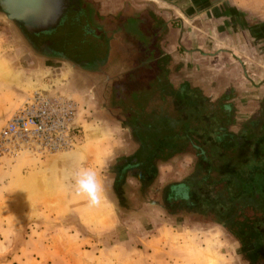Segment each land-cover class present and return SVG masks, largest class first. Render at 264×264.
<instances>
[{
	"label": "rangeland",
	"instance_id": "obj_1",
	"mask_svg": "<svg viewBox=\"0 0 264 264\" xmlns=\"http://www.w3.org/2000/svg\"><path fill=\"white\" fill-rule=\"evenodd\" d=\"M92 1L96 2L59 0L55 25L78 15L90 21L91 29L105 30L108 38L109 26L113 23L105 21L103 24L94 19L95 11L99 12L102 5L98 1L96 7L91 6ZM108 14L107 10L103 11V16ZM23 28L8 19L0 8V70H4L0 71V114H3L0 115V134L7 120L35 92L71 98L78 104V113L74 122V143L63 151L42 153L29 148L13 153L0 150V264H255L250 259V247L241 246L235 236L225 232L222 224L195 214L184 217V210L176 206L168 211L164 209L160 191L165 184L180 182L186 177L194 163L190 154L160 165L158 185L147 198L136 192L138 182L128 178L130 189L126 193L131 207L120 206L113 189L114 177L127 162L125 157L134 153L138 144L125 118L107 107L106 90L114 75L110 71L106 76L97 74L100 64L93 63L89 69L90 64L84 61L51 54L48 43L38 44L36 40L34 43ZM114 66L112 71L124 68L119 63ZM73 68L92 74L87 78L89 83L64 87V80L58 77ZM111 68L109 66V70ZM87 85L91 87L90 94L86 92ZM88 94L93 102L88 103ZM236 104L237 107L242 105ZM245 105L244 109V104L238 108L242 113L236 114L230 129L243 135L253 133L243 128L255 117H258L257 126L264 128L262 102ZM98 111L105 112L101 114L105 119L96 118ZM109 121L117 125L116 134L96 131L95 125L101 127L103 123L107 127ZM263 136L264 129L260 134L261 138ZM85 140L89 144L97 143L95 148L88 147L89 144L83 147ZM117 142L118 151H107L110 144L112 148V143ZM87 169L96 172L103 189L98 205H91L86 196L76 191V176ZM239 172L241 177H235L238 185L243 186L249 196H255L254 202H238L240 208L248 203H254L256 208L263 206L264 198L256 195L260 188L256 191L253 183L247 184L253 179L252 173L245 169ZM178 188L183 190L184 186ZM196 200L190 193L188 199L179 201L193 209Z\"/></svg>",
	"mask_w": 264,
	"mask_h": 264
},
{
	"label": "trees",
	"instance_id": "obj_2",
	"mask_svg": "<svg viewBox=\"0 0 264 264\" xmlns=\"http://www.w3.org/2000/svg\"><path fill=\"white\" fill-rule=\"evenodd\" d=\"M80 21L63 22L48 31L23 29L34 43H48L51 54L77 62L107 61V73L116 61L124 66L119 72L110 71L114 76L106 90L108 109L125 118L138 144L114 177L113 189L120 206L131 207L126 193L130 189L128 178L138 182L136 192L147 198L158 185L160 165L190 154L194 163L186 177L165 184L160 191L164 209L176 206L184 210V217L195 214L222 224L241 246L248 245L250 253L264 258V201L257 208L254 203L240 208L238 202H254L255 196L246 195L247 191L235 180L239 171L247 170L256 177L250 182L262 190L263 196L264 136L260 134L264 128L257 126L258 117L243 128L252 134L232 132L237 107V102L230 101L232 93L217 100L203 96L200 104L186 103V92L177 89L170 79L171 57L157 52L151 44L155 42L140 37L122 40L121 34L110 41L104 32L91 29L89 20ZM126 48L131 52L127 54ZM180 185L184 188L178 191ZM190 193L197 198L193 209L179 201L188 199ZM250 259L254 260L253 254Z\"/></svg>",
	"mask_w": 264,
	"mask_h": 264
},
{
	"label": "crops",
	"instance_id": "obj_3",
	"mask_svg": "<svg viewBox=\"0 0 264 264\" xmlns=\"http://www.w3.org/2000/svg\"><path fill=\"white\" fill-rule=\"evenodd\" d=\"M98 1H101L102 8H98L99 12L95 11L94 19L103 24L105 21L113 23L112 29L109 26L110 41L118 34H121L122 40L148 38L155 42L151 44L157 52L171 57L170 79L177 89L186 92L184 102L200 104L203 96L217 100L232 93L230 101L244 104L243 109L248 102L257 101L262 102L264 108V0H96L92 4L90 2L91 6L96 7ZM106 10L109 14L103 16ZM74 19L78 21L81 17L77 15L67 21L73 22ZM127 48L128 54L131 50L127 51ZM111 52L110 47L109 54ZM85 63L90 64L89 69L95 64ZM105 63L107 61L97 63L101 65L97 74L106 76L107 72L103 69ZM118 63L121 64L117 61L113 64ZM114 67L110 66V71ZM60 74L58 78L64 80V87L84 86L89 83L87 78L92 77V74L75 68ZM87 86L86 92L89 93L91 87ZM89 94L88 103L93 102ZM240 107H236V114H240ZM103 113L98 111L96 118L105 119L101 115ZM80 125L84 127L81 122ZM116 126L111 121L107 127L103 123L101 127L95 125L96 131H112L115 134ZM112 127L114 130H111ZM88 144L89 141L85 140L83 147ZM96 144L90 143L88 147L95 148ZM112 144L113 147L110 144L107 151H118L119 142ZM132 156L133 153L125 159ZM253 179H256L254 175ZM250 183L247 181L248 185ZM254 190L258 191L257 188ZM260 198H264L261 189ZM222 226L226 233L229 232ZM252 254V262L264 264L259 254L257 257L255 252Z\"/></svg>",
	"mask_w": 264,
	"mask_h": 264
},
{
	"label": "built area",
	"instance_id": "obj_4",
	"mask_svg": "<svg viewBox=\"0 0 264 264\" xmlns=\"http://www.w3.org/2000/svg\"><path fill=\"white\" fill-rule=\"evenodd\" d=\"M77 113L78 104L71 98L35 92L7 120L0 134V150L13 153L29 148L42 153L65 150L74 143Z\"/></svg>",
	"mask_w": 264,
	"mask_h": 264
},
{
	"label": "water",
	"instance_id": "obj_5",
	"mask_svg": "<svg viewBox=\"0 0 264 264\" xmlns=\"http://www.w3.org/2000/svg\"><path fill=\"white\" fill-rule=\"evenodd\" d=\"M0 8L29 32L51 30L59 16V0H0Z\"/></svg>",
	"mask_w": 264,
	"mask_h": 264
},
{
	"label": "clouds",
	"instance_id": "obj_6",
	"mask_svg": "<svg viewBox=\"0 0 264 264\" xmlns=\"http://www.w3.org/2000/svg\"><path fill=\"white\" fill-rule=\"evenodd\" d=\"M75 183L77 193L86 196L91 205L100 204L103 189L95 171L87 169L79 172Z\"/></svg>",
	"mask_w": 264,
	"mask_h": 264
},
{
	"label": "bare ground",
	"instance_id": "obj_7",
	"mask_svg": "<svg viewBox=\"0 0 264 264\" xmlns=\"http://www.w3.org/2000/svg\"><path fill=\"white\" fill-rule=\"evenodd\" d=\"M45 37V36H44ZM47 38V37H46ZM60 151H63V150H60Z\"/></svg>",
	"mask_w": 264,
	"mask_h": 264
}]
</instances>
